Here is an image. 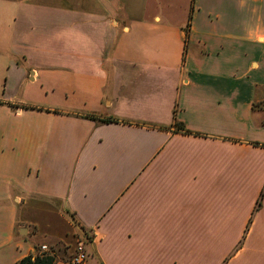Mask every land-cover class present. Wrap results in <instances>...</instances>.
<instances>
[{
  "label": "crops",
  "instance_id": "crops-1",
  "mask_svg": "<svg viewBox=\"0 0 264 264\" xmlns=\"http://www.w3.org/2000/svg\"><path fill=\"white\" fill-rule=\"evenodd\" d=\"M64 2L0 0L51 105L12 113L44 128L31 161L0 155V264H65L75 233L87 264H264V0L142 20Z\"/></svg>",
  "mask_w": 264,
  "mask_h": 264
},
{
  "label": "rangeland",
  "instance_id": "rangeland-1",
  "mask_svg": "<svg viewBox=\"0 0 264 264\" xmlns=\"http://www.w3.org/2000/svg\"><path fill=\"white\" fill-rule=\"evenodd\" d=\"M110 1L113 5L117 4L123 10V14H126V16L129 15L131 19L136 20H142L144 17H150L152 15L160 17L167 15L176 17L188 15L189 17L192 10V0ZM57 2H62V0H57ZM64 3L72 9H80L81 7L85 9L95 8L94 0H65ZM186 3L187 8L185 11ZM2 13L0 10V14ZM15 30L16 28H13L10 19L6 25L5 23H0V100H13L14 102L9 108L6 104L0 106V155L2 159L14 167L17 164H23L33 159V152L38 147L40 138L32 131L43 129L44 124L34 114L27 113L21 118H16L12 113L17 109L41 110V108L31 105L41 107L51 106L48 103L49 97H44L39 94V91H42L43 87L39 85H24L18 77L16 67H25V63L20 54L15 53L11 49V46H15L16 36H18ZM27 30L28 26L24 31ZM16 101H26L31 105ZM5 113H7L6 116ZM79 238L78 234L75 233L71 245L61 246L63 250L59 256L66 261L65 264H68L71 249Z\"/></svg>",
  "mask_w": 264,
  "mask_h": 264
},
{
  "label": "trees",
  "instance_id": "trees-1",
  "mask_svg": "<svg viewBox=\"0 0 264 264\" xmlns=\"http://www.w3.org/2000/svg\"><path fill=\"white\" fill-rule=\"evenodd\" d=\"M103 123H111V122H117L115 119H106L103 121H100ZM175 126L177 127L176 130L182 131L184 133H188L185 131V129H182V125L176 124ZM81 229L84 232V236L88 238V232L85 231L83 227ZM86 244V241H85ZM57 260L53 254V251H48V252H43L41 253L38 249H36L35 253L33 255H28L26 257H23L19 259L15 264H56Z\"/></svg>",
  "mask_w": 264,
  "mask_h": 264
},
{
  "label": "built area",
  "instance_id": "built-area-1",
  "mask_svg": "<svg viewBox=\"0 0 264 264\" xmlns=\"http://www.w3.org/2000/svg\"><path fill=\"white\" fill-rule=\"evenodd\" d=\"M81 238V237H80ZM78 239L73 247V252L70 256L68 264H87L88 255L85 240L83 238ZM46 247L42 246L40 252H46Z\"/></svg>",
  "mask_w": 264,
  "mask_h": 264
}]
</instances>
